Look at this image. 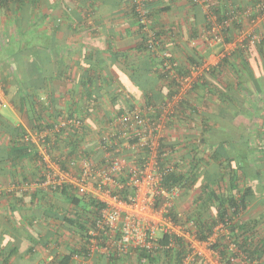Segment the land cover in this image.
Here are the masks:
<instances>
[{
	"label": "crops",
	"instance_id": "crops-1",
	"mask_svg": "<svg viewBox=\"0 0 264 264\" xmlns=\"http://www.w3.org/2000/svg\"><path fill=\"white\" fill-rule=\"evenodd\" d=\"M209 1L146 0L157 49L168 57L165 76L142 47L133 0H0V264H58L84 244L58 218L71 211L67 193L46 184L56 174L54 158L67 148L42 143L35 123L52 110L81 117L79 143L99 158L98 128L106 117L146 103L143 115L162 120L160 143L193 132L202 153H224L237 170L239 191L250 192L236 239L258 249L264 264V15L256 0ZM248 7L253 13L245 16ZM208 15L217 25L229 19L222 41L204 36ZM29 137L33 153L15 156L17 143ZM186 145L179 153L187 154ZM86 247L87 256L76 253L68 264H110L104 250ZM157 259L147 263L162 264ZM113 264L146 261L132 253Z\"/></svg>",
	"mask_w": 264,
	"mask_h": 264
},
{
	"label": "built area",
	"instance_id": "built-area-1",
	"mask_svg": "<svg viewBox=\"0 0 264 264\" xmlns=\"http://www.w3.org/2000/svg\"><path fill=\"white\" fill-rule=\"evenodd\" d=\"M255 9L264 15V0L258 1ZM251 13V7L243 10L245 16H250ZM213 18L214 16L208 15L210 22L204 36L208 35L210 40L216 43L222 41L225 29L230 24L229 19L231 22L234 19L232 13L228 20L217 25L213 24ZM139 20L140 23L147 24V13L141 11ZM154 36V33L150 35L151 43L157 45ZM248 37L249 41L254 43L255 37ZM196 66L197 64L192 63V68ZM172 110L170 105L169 111L163 114L169 116ZM161 123L162 120L154 121L144 115L140 116L137 112L112 115L107 127L98 131L97 144L105 153L106 163L97 165L92 159L76 157V160L69 163L68 170H63L56 164V174L51 172L53 177H50L46 184L51 188L69 184L80 194L93 193L105 204L99 210V215L94 218L96 229L102 230L107 237L104 247L100 250L123 256L130 251L144 249L154 255L180 242L186 251L183 264L186 260L197 263L199 259H203V264H207L203 251L199 250L198 246H203L208 255L213 257V264H220L218 254L210 247L209 239L198 240L195 234L190 239L188 236L192 231H185L181 223L175 222L169 216L173 200L182 187L179 184H162L164 176L173 170V162L171 148L168 145L163 148L159 146L158 131ZM82 125L83 121L77 117H64L54 125L53 130L78 128ZM47 134L48 131H44L35 137L43 142ZM126 150L131 156L124 154ZM139 153H142L141 158L133 155H140ZM216 226L212 234L214 237L219 231H225L222 224ZM96 229L91 228L89 232L97 234ZM164 235L168 237L166 243L161 242ZM231 247L232 250L236 248L234 245ZM191 251L192 253H189ZM237 254V260L231 259L239 262L238 264L249 262L248 259L245 260L243 252Z\"/></svg>",
	"mask_w": 264,
	"mask_h": 264
},
{
	"label": "trees",
	"instance_id": "trees-1",
	"mask_svg": "<svg viewBox=\"0 0 264 264\" xmlns=\"http://www.w3.org/2000/svg\"><path fill=\"white\" fill-rule=\"evenodd\" d=\"M258 1L261 0H256V2ZM133 2H131L130 6L138 22L139 29L142 32V47L151 56H156L157 70L162 72V74L166 76L167 72H169V67H166V58L168 57L166 55H163L162 50L159 51L157 49L158 45H156L155 43H151L152 39L150 37V35L154 33L155 36L153 37V39L154 41H157L158 44L160 41L159 33L157 32V30H154V32L151 30L152 28L149 26V22L144 25L140 23L139 20V13H141V11L146 12L147 17L150 20L149 6L146 3V0H140L139 3L133 0ZM209 8L214 10L213 8H211V5L209 6ZM225 12H227V10ZM150 105L151 103H146L145 106L141 105L140 107H137L134 104H130L128 107H124L122 110L115 114L137 112L140 116L143 117L145 108ZM49 107L52 106L50 105ZM63 115L64 114L62 111L53 113L52 110L51 116H47L46 114L45 117L41 119V123L39 122L40 124L35 123V126L33 125L34 127L31 126L35 128L33 130L35 131L36 135L40 132L48 131V134L44 137V141L42 143H45L46 146L51 145L50 148H57V144L59 141L64 142V146L67 148V153L65 155L61 153L60 155H62L63 157L60 156L58 158H54L56 164H58L61 169L68 170L67 165H69L71 161L76 160V155L79 156L78 158L92 159L97 163V165L106 163V158L104 155L105 153L103 149L98 146V144L96 150H99L100 153L103 152V155L101 154L99 158H95L93 156L95 154V149L85 150L81 147L79 141L83 128L68 127L60 128L59 131L53 130L54 125L64 117H77L80 119V121H83L81 117L75 116L73 115V113H68L65 116ZM110 120L111 117L107 116L105 122L98 128V131L101 128H106ZM49 134L52 135V137H49ZM30 144H32L30 137L26 140L24 138V140L18 142L17 147L15 146V156L33 153L34 150H32V145ZM192 144L193 146H195L196 142H192ZM163 147H165V145L163 143H160V148ZM49 151H51V149H49ZM191 153L192 159L191 162L187 164L186 169L180 170L179 168L173 167V170L164 176L162 180L163 185L169 186L173 184H179L180 187H185L191 186L197 181V175L201 168H198L199 162L197 152L192 149ZM220 154L221 153L210 151L207 156L202 155L199 159V161L202 162L200 163V167L206 168V174L207 176H211V178L207 183H204L205 187L201 190L206 194V196H202L199 199L200 205L199 208H197V217L195 218V221L193 220L192 222V224L194 225V227L192 226L194 228L192 233L195 234L198 240L208 241V239L214 232V227L218 223H221L223 227H225L223 229L225 231H219L216 234V239L213 240L210 245L211 249L215 250V252L219 255L221 264H238L239 262L231 259L234 258L235 260H237L238 252L244 253V255L246 256L245 260H249L247 264H252L255 262H257L256 264H260L261 262H258V249H251V247L247 243H245L246 241L244 242L240 239L237 240V234L235 233L237 228L240 227V229H242L245 227L238 226L237 220L239 219V216L243 212V209L245 207V195L247 193L249 194V188L244 189L242 192L239 191L238 184L235 182L238 176L237 170L231 167L232 164L228 161V159L226 160V157L222 156V154L224 153H222L221 155ZM195 158L197 162H195ZM214 161L216 163H214ZM211 162L217 165V171L212 170L210 164ZM225 178H227L229 183L228 185H223L224 187H222L220 185V182H222ZM48 186L51 188L50 185ZM51 189H60L62 192L67 193L65 199L68 201L67 203L70 206L72 205L71 211L68 208L65 209V212L58 218L65 224H69L75 227L74 231H78L80 239L84 241V244L81 245V247H77V249L69 248V253L61 257L60 260H58V264H68L71 256L76 253L77 255L80 254L82 256H87L89 254V251L87 249L88 247L86 246L95 248L96 251H94V254L98 253V250H100L101 247H104L105 239L107 237H105L102 230L96 229L94 218L99 215V210L104 207L105 204L90 194H80L76 192L75 188L69 184H61L60 186ZM207 203L208 206L206 207ZM205 209H207V211L213 209L215 211V214H212L211 217L202 218L201 215ZM169 216L173 220H175V215H173V212L171 215L170 211ZM91 228L96 229L97 234L90 233L89 230ZM225 232L227 233L225 234ZM167 239L168 237L164 235L161 239V242L166 243ZM231 245L236 246L235 250H232L233 248L231 247ZM162 252L164 253V258H166L168 264H183V258L186 256L184 246H182L180 242H178L176 245H173V247L171 246L168 248H164ZM134 253L137 257L147 260V262H153L154 257H156L155 254H150L144 249L134 250ZM104 255L107 257L110 264H113L114 259L118 258L115 252L112 253L107 250H104Z\"/></svg>",
	"mask_w": 264,
	"mask_h": 264
},
{
	"label": "rangeland",
	"instance_id": "rangeland-1",
	"mask_svg": "<svg viewBox=\"0 0 264 264\" xmlns=\"http://www.w3.org/2000/svg\"><path fill=\"white\" fill-rule=\"evenodd\" d=\"M191 129H193V128H191ZM191 134L192 135H189V136L187 135L188 139H187V137H185V139H184V137H182L180 134L173 136V141L171 142L172 145L168 144L170 142H167L166 136H165L166 140H162L164 144H167L169 147H171L173 149L171 152V155H172L171 160L173 162L174 168H179L180 170L186 169L187 164L190 163L191 159H192V153H191L192 149H194L197 152L198 158L200 156H202L203 154L208 155V153H206V152L202 153L203 151L200 150V148H199L201 146V143H202L201 138L200 139L197 138L195 133H193V132ZM192 141L196 142L195 146H191ZM197 142L200 145L199 147L197 146ZM182 144H187L185 149H187V150L189 149V151L186 150L187 151L186 153L188 154V156H187V154H184L183 152L179 153V151L184 148L182 146ZM190 146L193 148L190 149ZM174 151H175V153H173ZM124 154H128L129 156H131L130 152H128V153L124 152ZM139 154L140 155H138V154H133V155L136 158H141L142 153H139ZM195 162H197L196 158H195ZM198 168H201V170H199V173L197 175V177H198L197 181L191 186H185V187H182L180 189L179 194L173 200V204H172V208H171V215H172V212H173V215H175L174 221L177 223H181V225L183 226V229L185 231H187V230L193 231V229H194L193 228L194 225L192 224V222H193V220L195 221V218L197 217V208H199V205H200L199 199L202 196L203 197L206 196V194L203 193L201 190L205 187L204 183H207L208 180L211 178V176H207V174H206L207 169L204 167H200V163H198ZM207 206H208V203L206 204V207ZM214 212L215 211L213 209L208 210V211H207V209H205L201 216H202V218L211 217L212 214H215ZM215 228H217V226H215ZM192 236H193V233H190L188 237L191 239ZM215 237L213 235L210 236V238H209L210 243H212L213 238H215ZM197 248L199 250L203 251L202 253L205 256L204 258L206 259V263L207 264H213V262H212L213 257L208 255V253H207V251H205L204 247L198 246ZM132 253L135 255L134 251H130L126 256L129 258ZM189 253H192V251ZM163 254H164L163 252L155 254L158 259H162L160 261L162 264H164V261H166V258H164ZM123 256H125V255H123ZM145 261H146V264H148L147 260H145ZM219 263L221 264L220 260H219ZM152 264H154V263H152ZM167 264H168V262H167ZM185 264H203V259H199L197 263H191V262H189V260H186ZM240 264H242V263H240Z\"/></svg>",
	"mask_w": 264,
	"mask_h": 264
},
{
	"label": "clouds",
	"instance_id": "clouds-1",
	"mask_svg": "<svg viewBox=\"0 0 264 264\" xmlns=\"http://www.w3.org/2000/svg\"><path fill=\"white\" fill-rule=\"evenodd\" d=\"M171 150H173V149L171 148ZM171 156H172V155H171ZM88 194H90V195L96 197L93 193H88ZM96 198H97V197H96ZM97 199H98V198H97Z\"/></svg>",
	"mask_w": 264,
	"mask_h": 264
}]
</instances>
